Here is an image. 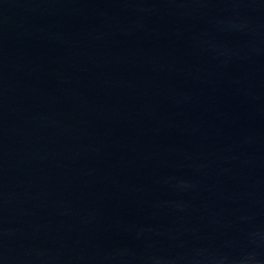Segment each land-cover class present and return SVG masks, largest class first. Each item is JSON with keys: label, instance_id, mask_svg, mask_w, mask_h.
I'll return each instance as SVG.
<instances>
[{"label": "water", "instance_id": "95a60500", "mask_svg": "<svg viewBox=\"0 0 264 264\" xmlns=\"http://www.w3.org/2000/svg\"><path fill=\"white\" fill-rule=\"evenodd\" d=\"M0 264H264V0H0Z\"/></svg>", "mask_w": 264, "mask_h": 264}]
</instances>
